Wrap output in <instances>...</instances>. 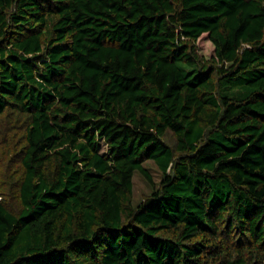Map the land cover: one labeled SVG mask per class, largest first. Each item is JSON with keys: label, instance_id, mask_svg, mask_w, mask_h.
I'll return each mask as SVG.
<instances>
[{"label": "trees", "instance_id": "16d2710c", "mask_svg": "<svg viewBox=\"0 0 264 264\" xmlns=\"http://www.w3.org/2000/svg\"><path fill=\"white\" fill-rule=\"evenodd\" d=\"M1 144L0 264H264V0H0Z\"/></svg>", "mask_w": 264, "mask_h": 264}, {"label": "rangeland", "instance_id": "374dc122", "mask_svg": "<svg viewBox=\"0 0 264 264\" xmlns=\"http://www.w3.org/2000/svg\"><path fill=\"white\" fill-rule=\"evenodd\" d=\"M13 125L7 129H11ZM2 129H4L2 127ZM5 136L9 139H12V144L15 147L20 146V134L14 133L10 130ZM164 141L173 146L175 144V139L172 133L166 132L164 136ZM103 149V147H102ZM5 146L0 145V184L3 185L6 189L4 194V201L10 207H15V196L13 191V183L17 180L18 177V157L13 155L12 158H9L4 152ZM143 165L147 168L151 180H147L141 173L135 171L132 176V194L131 201L134 207L139 205L146 197H148L153 188H156L160 185V180L163 177V173L158 169L156 164L152 160L144 161Z\"/></svg>", "mask_w": 264, "mask_h": 264}]
</instances>
